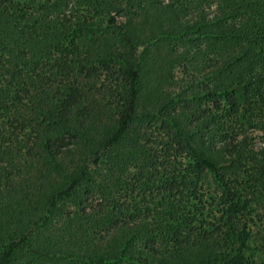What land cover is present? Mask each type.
<instances>
[{
	"label": "trees",
	"instance_id": "obj_1",
	"mask_svg": "<svg viewBox=\"0 0 264 264\" xmlns=\"http://www.w3.org/2000/svg\"><path fill=\"white\" fill-rule=\"evenodd\" d=\"M264 0H0V264H257Z\"/></svg>",
	"mask_w": 264,
	"mask_h": 264
},
{
	"label": "rangeland",
	"instance_id": "obj_2",
	"mask_svg": "<svg viewBox=\"0 0 264 264\" xmlns=\"http://www.w3.org/2000/svg\"><path fill=\"white\" fill-rule=\"evenodd\" d=\"M251 245V250L247 253L248 259L249 260H254L256 261L257 264H264V255L258 254L257 252L253 251L255 249L256 245L255 244H250Z\"/></svg>",
	"mask_w": 264,
	"mask_h": 264
}]
</instances>
